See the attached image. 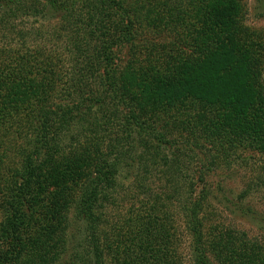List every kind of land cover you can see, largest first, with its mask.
I'll use <instances>...</instances> for the list:
<instances>
[{"label": "trees", "instance_id": "16d2710c", "mask_svg": "<svg viewBox=\"0 0 264 264\" xmlns=\"http://www.w3.org/2000/svg\"><path fill=\"white\" fill-rule=\"evenodd\" d=\"M42 12L59 22L46 57L23 23ZM246 13L244 0H0V136L20 142L0 157V264H179L159 205L179 196L182 170L164 154L264 157V35ZM152 16L180 60L140 37ZM119 191L140 206L113 223ZM189 200L191 264H264L263 247L208 226Z\"/></svg>", "mask_w": 264, "mask_h": 264}, {"label": "rangeland", "instance_id": "374dc122", "mask_svg": "<svg viewBox=\"0 0 264 264\" xmlns=\"http://www.w3.org/2000/svg\"><path fill=\"white\" fill-rule=\"evenodd\" d=\"M260 3L259 0H244L247 9L245 24L264 35V6ZM46 14L42 12L37 18L23 21L26 30L33 36V47L44 49L40 50L44 57L53 52L52 47H55L53 33L59 23L52 15ZM153 17H148L146 21L139 23L140 37L147 38L149 41L147 46L152 44L156 48L154 57L174 53L177 60H180L186 50L181 48L176 33L163 24L158 25V22L153 21ZM140 44L138 42V45ZM147 46L142 44L140 51L146 52ZM71 54L72 51L64 54L65 63L70 61ZM126 62L127 58L121 56L118 65L123 67ZM122 73H127V66ZM18 144L20 145L19 141L14 145L11 136L3 138L0 136V157L5 158L12 155V147H17ZM179 150V153L174 151L164 154L168 159L172 158V155H176L179 159L178 163L182 170V175L177 177L181 187L179 196H175L174 202L172 201L170 205L164 201L159 205L163 214L165 209L168 212L170 208L171 216L174 217L173 228L177 241L175 248L179 264H191L190 236L179 211V202L185 199L188 201L189 198L191 200L187 202L188 204L200 200L202 203L201 218L208 226L235 229L244 233L252 244L256 243L264 248V157L253 153L238 152L231 158L221 157L214 160V164L208 166L207 160L199 151H188L186 145L180 146ZM152 162L161 165L160 157ZM133 171H136V168H133ZM200 172L205 174L204 183L198 181ZM126 177L124 173L122 176L123 192L129 184V179ZM122 191H119L115 207L107 209V217L113 223H120L127 211L132 212V209L140 206L139 200L131 201ZM2 209L0 208V211ZM71 215L72 212L69 216ZM75 227L73 224L71 232L77 234ZM213 258H210L211 263L218 264Z\"/></svg>", "mask_w": 264, "mask_h": 264}]
</instances>
